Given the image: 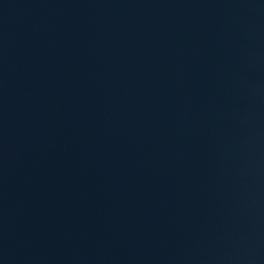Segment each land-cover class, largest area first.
<instances>
[{"label":"water","instance_id":"1","mask_svg":"<svg viewBox=\"0 0 264 264\" xmlns=\"http://www.w3.org/2000/svg\"><path fill=\"white\" fill-rule=\"evenodd\" d=\"M133 264H264V124L191 210Z\"/></svg>","mask_w":264,"mask_h":264}]
</instances>
